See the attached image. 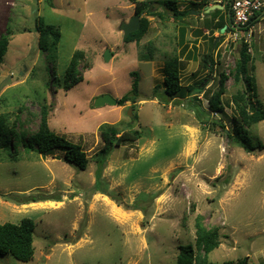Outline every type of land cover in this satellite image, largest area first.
Here are the masks:
<instances>
[{
	"label": "rangeland",
	"instance_id": "374dc122",
	"mask_svg": "<svg viewBox=\"0 0 264 264\" xmlns=\"http://www.w3.org/2000/svg\"><path fill=\"white\" fill-rule=\"evenodd\" d=\"M144 1L153 2L162 18L144 15L147 34L140 42H125L120 25L135 15L127 0H0V36L7 28L13 31L0 64V115L33 134L47 106L50 129L80 144L89 160L81 171L64 161L63 151L43 156L19 145L12 155L0 142V223L29 218L36 224L33 259L8 254L0 264H177L182 245L197 249L198 217L206 228L220 231L211 262L264 264V148L247 153L227 134L234 132L232 96L246 85H235L231 75L243 43L264 107V14L249 34L240 32L234 40L213 16L236 31L228 0L225 10L209 14L203 7L208 0H178L179 10L188 12L182 20L161 6L166 0ZM41 24L60 32L55 50L40 49ZM213 37L220 43L215 51ZM150 49L154 57L146 61ZM77 50L84 53L79 66L84 80L66 90L64 76ZM210 52L216 59L212 74L203 61ZM174 55L181 59L183 85L207 77L206 92L198 97L201 107L192 105V97L166 99L164 66ZM221 72L228 76L225 110L214 115L208 98L217 91ZM136 80L134 104L95 107L99 96L118 100L128 94ZM103 128L139 130L142 137L104 155L96 187ZM250 137L264 146V121L250 129ZM32 197L48 200L23 203Z\"/></svg>",
	"mask_w": 264,
	"mask_h": 264
},
{
	"label": "trees",
	"instance_id": "16d2710c",
	"mask_svg": "<svg viewBox=\"0 0 264 264\" xmlns=\"http://www.w3.org/2000/svg\"><path fill=\"white\" fill-rule=\"evenodd\" d=\"M127 1L134 5L135 15H138L141 20V27L138 31L131 33L125 39V42H140L148 32L149 22L147 21L146 17L143 16H150L158 12L154 11L155 6L151 1ZM177 4L178 0H166L161 3V6H164L167 10L171 11L175 19L182 20L188 16V12L186 10L180 11L177 7ZM263 12L264 10L252 17L248 24L243 27V31H249L255 25V22L259 19ZM157 15L162 18L160 13ZM217 15H213L215 16V19L217 18ZM230 22L232 25L234 24L232 13ZM217 23L220 25V28L224 27L221 21ZM38 32L40 34L38 45L42 51H49L51 46L54 48V50L57 48L61 37L60 32L54 26H45L41 24L38 27ZM12 33L13 31L10 28H7L6 33L0 36V64L4 61L5 55L7 54L12 39ZM213 33L212 31L209 32L210 35ZM213 39L214 40H212L211 43H213L212 46L215 51L219 48L220 43H217L215 37H213ZM149 46L152 45L150 44ZM152 50L153 49H150L149 52L144 55L146 61L153 60L154 54ZM83 59L84 53L82 51L77 50L73 54L64 76L63 83L66 90H69L84 80V77L79 70L80 63ZM203 61L204 68L208 69L210 71L209 73L212 74L216 66L214 52L204 55ZM180 63L181 59L179 55H174L165 62L163 85L166 99L168 101H174L177 99L192 97V105H196L198 103L201 107V101L198 99V97L202 93L206 92L205 87L207 86V77L193 84H188L186 86L183 85L181 82ZM250 63L251 55L249 53V46L248 44L243 43V46L240 49V58L236 61L235 68L231 71V75L234 77L235 85H240L241 83H245L246 85L244 89L237 90V92L232 96L236 110V115L232 118L234 132H227V134L234 142L238 141V144L247 153L252 154L256 151V149L264 148L261 143H259L258 146H255L250 137V129L258 123L264 121V107L257 100V87L255 80L249 74ZM227 77L228 76L225 74V72L220 73L218 80L219 87L217 91L211 94L208 98V110L214 115L224 113L225 106L223 104V97L227 92L225 88V82L228 79ZM138 92L139 83L136 80L134 81L133 89L128 94L118 99L117 105L125 106L128 102L134 104L135 98L133 99V97L137 95ZM41 114V124L39 129L33 134H28V131L23 128L17 130L16 122L11 125L9 120H7L6 115H0V142H4L3 147L5 150L13 149L14 152L11 151V154L13 155L16 153L17 147L22 145L27 153L37 152L43 156L52 155L57 151H63V158L65 162L75 166L81 171L87 170L89 160L81 145L69 141L64 136L58 135L56 132L50 129L48 124L47 106L42 107ZM215 121L217 122H213V124L218 126L220 120ZM220 126L223 129L225 127L223 123H221ZM101 136L104 141V147L102 153H100L98 157V167L96 171L97 180L95 183L96 187H98L103 171L106 167L105 164L107 159L104 157V155L111 152L114 145H121L125 141L135 142L142 137V134L139 130H131L121 133L114 128H103L101 131ZM55 199L58 200L57 198ZM46 200L48 199L43 197H32L27 198V200H24L23 203H36ZM195 227L196 240L194 245L197 249L194 251V247L192 245H182L180 247V253L177 256V264H235V262L214 263L209 260L210 254L220 246V231L218 228H206L201 223L200 217L197 218ZM35 228V222L29 218L23 219L19 224L0 223V257L10 254L16 259L24 262H28L33 259L35 255ZM201 251L203 254L200 253ZM236 264H245V260L237 262Z\"/></svg>",
	"mask_w": 264,
	"mask_h": 264
},
{
	"label": "built area",
	"instance_id": "2783aa9c",
	"mask_svg": "<svg viewBox=\"0 0 264 264\" xmlns=\"http://www.w3.org/2000/svg\"><path fill=\"white\" fill-rule=\"evenodd\" d=\"M228 2L234 19L233 28L236 30L235 32L229 31L231 32L230 39L237 40L240 37V32L244 30L243 27L248 24L250 19L264 10V0H228ZM204 32L209 34L208 30ZM250 32V30L245 32V35Z\"/></svg>",
	"mask_w": 264,
	"mask_h": 264
},
{
	"label": "water",
	"instance_id": "95a60500",
	"mask_svg": "<svg viewBox=\"0 0 264 264\" xmlns=\"http://www.w3.org/2000/svg\"><path fill=\"white\" fill-rule=\"evenodd\" d=\"M224 9V6L218 7V6H208L205 9V13L209 14L211 12H213L215 9ZM228 17L231 21V12L229 10L228 12ZM141 27V20L140 17L138 15H134L128 22H122V24L120 25V31L123 32L124 34V40L131 34L134 33L136 31H138ZM228 29V30H227ZM226 31H230V29L228 28V26H225L224 28H222V33H225ZM112 57V53L110 50H107L104 54V60L106 62H108L110 60V58ZM11 82V76L8 78L7 81H5L4 85H7ZM118 100L116 98H114L111 95H102L96 98L95 100V107H103L105 105H117ZM131 115V113H130Z\"/></svg>",
	"mask_w": 264,
	"mask_h": 264
},
{
	"label": "crops",
	"instance_id": "0c3cea01",
	"mask_svg": "<svg viewBox=\"0 0 264 264\" xmlns=\"http://www.w3.org/2000/svg\"><path fill=\"white\" fill-rule=\"evenodd\" d=\"M208 6H218V7H221V6H224V3H223V0H208L206 3H205V5L203 6L205 9H206V7H208ZM216 10V9H215ZM214 10V11H215ZM220 10H223V9H221L220 8ZM224 10H225V6H224ZM263 14H264V12H263ZM219 17H217L216 19H215V21H217V22H219L220 20L218 19ZM203 19H204V17H203ZM255 26H253L251 29H250V31L254 28ZM215 34H218L217 32L215 33Z\"/></svg>",
	"mask_w": 264,
	"mask_h": 264
},
{
	"label": "flooded vegetation",
	"instance_id": "af4514ba",
	"mask_svg": "<svg viewBox=\"0 0 264 264\" xmlns=\"http://www.w3.org/2000/svg\"><path fill=\"white\" fill-rule=\"evenodd\" d=\"M230 8L227 10V13L229 12Z\"/></svg>",
	"mask_w": 264,
	"mask_h": 264
},
{
	"label": "clouds",
	"instance_id": "9594fccd",
	"mask_svg": "<svg viewBox=\"0 0 264 264\" xmlns=\"http://www.w3.org/2000/svg\"><path fill=\"white\" fill-rule=\"evenodd\" d=\"M231 30V29H230ZM228 32V31H227ZM226 33V32H225Z\"/></svg>",
	"mask_w": 264,
	"mask_h": 264
}]
</instances>
